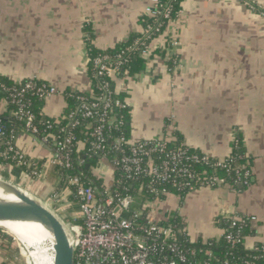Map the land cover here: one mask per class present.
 <instances>
[{
    "label": "crops",
    "instance_id": "0c3cea01",
    "mask_svg": "<svg viewBox=\"0 0 264 264\" xmlns=\"http://www.w3.org/2000/svg\"><path fill=\"white\" fill-rule=\"evenodd\" d=\"M149 1L0 0V77L55 86L58 94L44 103L43 114L62 119L64 94L90 91L88 30L98 50H110L142 32ZM181 12L155 42L159 53L151 55L146 71L117 81L131 109V143L163 139L222 161L239 136L250 182L222 179L211 190L184 200L169 195L148 208L161 223L178 215L195 242L218 240L232 218H254L247 238L252 248L264 243V0H184ZM168 38L178 45L164 46ZM0 116L12 118L1 95ZM39 142L24 130L15 138L17 148L38 164L54 155ZM0 177L45 205L59 184L52 169L44 180H33L23 168L0 165Z\"/></svg>",
    "mask_w": 264,
    "mask_h": 264
},
{
    "label": "built area",
    "instance_id": "2783aa9c",
    "mask_svg": "<svg viewBox=\"0 0 264 264\" xmlns=\"http://www.w3.org/2000/svg\"><path fill=\"white\" fill-rule=\"evenodd\" d=\"M172 11V6L167 2L150 0L143 16L151 19L152 23L143 29L140 33L142 37L134 42L129 51L140 50L143 58H150L153 51L158 49V46H155L158 39L154 40V37L159 33L165 36L168 26L175 22L182 13L181 10L173 18ZM162 20L169 22L166 28H164ZM163 40L165 46L170 39ZM172 42L173 47L178 45L177 42ZM129 62L130 59L127 56L125 57V52L115 56L102 54L93 60L95 77L99 80L107 78L116 81V74H120L119 72ZM173 66L174 68L180 67L177 62H173ZM90 88H93L92 82H90ZM97 89L101 93L94 102L89 103L83 97L79 98L82 104L76 112L68 116V125L60 129L66 136L62 141H58L49 137L38 138L40 130L35 124V116L27 100V95L31 94L39 100L47 102L58 94L57 88L37 78L16 83L12 89L8 90L9 97L6 100L8 106H15L12 116L24 125L27 133L39 139L43 144L51 146L54 155L40 165L31 162L16 145L8 144L3 154L5 158L9 153H16L18 166L31 167V178L33 180H40L45 175L46 170L51 167L71 169L73 165L70 150L79 144L72 130L79 125L77 117H82L84 120L97 122V125L91 129L89 137L92 140L88 143L90 145L89 154L99 155L101 158L97 173L99 176L110 172L113 182L116 173L115 167L121 168L129 180L134 179V177L150 179L152 184L141 186L139 192L142 193L146 188L147 191L158 197L161 195L169 196V193L165 189L156 188V184L167 183L174 176L183 179L181 183L172 182L174 187L178 191L188 190L189 194L201 190H211L220 184L222 179L217 176L204 178L201 181L202 176L195 175L190 171L192 165H208L211 159L204 154H198L190 150L184 145L175 150H169L168 145L170 143L167 140L154 139L132 143L127 152L124 149L126 139L122 137L117 139L111 148L107 147L106 143L109 137L106 130L109 127L112 129V126L116 123L113 118V111L125 108L126 105L113 98L115 92L113 93L110 90L109 82L97 83ZM118 125L121 126L122 123ZM48 129H51L49 124ZM5 130L0 118V138L4 137ZM114 153L120 155V157L113 158ZM157 155L160 158H156ZM162 156L163 159H161ZM109 161L111 165L108 163ZM232 162V154L225 160L216 161L215 166L221 168L220 175L229 172V166ZM235 174L236 183L248 184L251 175L249 170L240 169ZM195 181H201L199 186L193 185ZM66 185L67 188L63 191L53 193L50 204H46V206L60 217H62L60 214L62 209L66 208L67 211L69 207L73 206L74 202L79 207L83 223L65 222L71 244L75 250L76 264H81V262L84 264H160L159 256L164 251L178 256L181 261H185L180 249V239L176 227L172 225L161 226V222L153 218L152 210L148 211L145 216V210L149 206L148 203L143 205L142 209L136 210L137 203L131 196L113 195L108 189L98 196L92 187L81 184L78 178L68 177ZM71 218L76 219L75 215ZM143 218L145 224L139 225L137 222ZM253 220L255 219L232 218L229 222L232 227H237L238 225L244 226L248 222L251 223ZM184 233L187 232L184 231ZM221 237H225L233 243L241 240L239 235H235L229 230H224ZM261 251L264 252V244ZM162 264H177V262L166 260Z\"/></svg>",
    "mask_w": 264,
    "mask_h": 264
},
{
    "label": "trees",
    "instance_id": "16d2710c",
    "mask_svg": "<svg viewBox=\"0 0 264 264\" xmlns=\"http://www.w3.org/2000/svg\"><path fill=\"white\" fill-rule=\"evenodd\" d=\"M164 3H168L172 6V16L173 18L182 10V5L184 0H163ZM164 24V28H166L169 24L168 21L162 20ZM152 20L146 16L141 18L142 31L146 28L148 24H151ZM164 31V30H163ZM87 55L89 59L88 71L90 82L93 83V88L86 93H76V92H66L64 97L66 99L67 108L65 110L64 116L62 119H51L45 117L43 114L44 101L39 100L36 96L31 94L27 95V100L30 104V109L32 110L35 116V124L38 126L40 130L39 139L44 137H49L52 140L62 141L66 134L61 132L60 129L64 128L68 125L69 120L68 116L71 113H74L81 106L82 101L79 99L83 97L87 102L91 103L97 100L100 93L97 89V83L99 82H109L110 90L113 91V98L115 100H119L126 105L125 108L115 109L113 111V118L116 123L111 127L107 128L106 132L109 137L106 146L110 147L112 144L119 138L124 137L126 142L124 144V149L128 152L129 148L132 145L131 143V109L127 105L126 96L118 93L117 90V81H121L127 78L134 77L146 71L147 63L149 62V58H143L141 56L140 50L129 51L130 48L133 47L134 42L141 38V34L132 35L128 41L110 49V50H98L93 41L94 34L91 30H88L87 33ZM163 37V34L159 33L154 37V40L160 39ZM171 41H167V46L170 48ZM156 51V52H155ZM153 53H159V49L155 50ZM125 52V57H129L130 62L122 68L119 72L120 74H116V81H111L110 79H97L95 77V72L93 71V60L102 54H108L111 56H115ZM161 54V53H160ZM162 56L165 53L161 54ZM171 64V63H170ZM173 65V64H172ZM15 86L11 81L0 77V95L5 100L9 97V89H12ZM10 113L15 110V106H8ZM2 123L5 127V135L3 138H0V165H10V166H18V159L16 157V153H9L7 158L3 155L7 145H15V138L19 131L24 130V125L19 123L13 116L12 118H7L5 116H0ZM79 121V125L76 129L72 130V133L75 135L77 142L79 143L77 146L71 148L70 155L72 159L73 167L71 169H63L60 167H51L48 168L45 172V175L40 178V180H44L45 177L48 176L50 170L52 169L59 179V184L56 187V191H63L67 188L66 179L68 177L78 178L83 185H88L94 189L96 194L100 196L105 190H109L113 195L121 194L122 197L131 196L133 199L138 200L135 209H142L143 205L146 203L150 204L155 202L157 199L165 200L167 196H156L155 194L150 193L145 190L141 193L139 189L141 186H148L152 184L150 179H144L142 177H134V179L129 180L127 176L122 172L121 168H116V173L114 175V181L111 182L109 186L108 180L105 177L99 176L97 174V169L99 163L101 162V158L99 155L89 154L90 142L92 139L89 137L91 129L97 125V122L94 120H84L82 117H77ZM122 123V125H118ZM48 124L51 126V129H48ZM112 130V131H111ZM112 137V140H111ZM38 139V140H39ZM39 143H42L41 141ZM180 146H175L172 144L168 145L169 150H175ZM200 154L199 152H197ZM114 157H120V155L114 153ZM233 162L229 166V172L225 175H220L221 168L215 166L216 161L211 159L210 164H194L190 167V171L195 175L202 176L201 181L204 178L217 176L219 179L226 180V183H231L232 185L236 182V174L235 172L244 169L250 170V166L248 164V160L246 158L245 148L243 146L242 140L239 136L236 137L235 142L233 143V152H232ZM156 158H160L159 155ZM164 157L162 156L161 159ZM32 162V161H31ZM111 165V162H108ZM158 163H160L158 161ZM40 165L42 163H39ZM88 166V167H87ZM26 172V175L30 178L31 175V167H20ZM181 183L183 181L182 178L172 177V179L167 183H158L156 184V188L162 190L165 189L169 194L178 196L181 200L189 194L188 190L178 191L172 182ZM201 181H195L193 185L196 187L199 186ZM248 182L250 180L248 179ZM217 187V186H216ZM74 190V189H73ZM53 195V194H52ZM67 211H70L75 215L76 219L66 218L67 221L72 223L82 224V220L80 217V210L77 206L76 202H74L73 206L69 207ZM149 208L145 210V216L148 213ZM132 216V214H131ZM139 225H144L145 220L140 219L137 222ZM161 226H174L178 232V236L180 239V249L182 250V256L185 261H181L178 256L171 255L169 252L164 251L162 255H160V264L164 263V261H175L177 264H264V252L261 251L262 244H258L250 248L247 245V238L251 237V227L250 222H248L244 226L238 225L237 227H232L231 223L228 221L223 223L224 230H229L235 235L240 236V241L233 243L229 242L225 237H221L218 240H198L192 241L187 233H184L183 223L181 218L178 215L172 214L168 215L167 220L160 223ZM158 257V258H159ZM0 258L2 259L0 264H15L16 260L20 258L19 251L16 250V247L13 243V239L11 236L5 234L2 230H0ZM157 258V259H158ZM156 259V260H157ZM81 264H84L81 262Z\"/></svg>",
    "mask_w": 264,
    "mask_h": 264
},
{
    "label": "water",
    "instance_id": "95a60500",
    "mask_svg": "<svg viewBox=\"0 0 264 264\" xmlns=\"http://www.w3.org/2000/svg\"><path fill=\"white\" fill-rule=\"evenodd\" d=\"M0 191L5 195L12 194L18 199V202L0 200V222H35L41 224L51 234L53 240V264H76L75 250L71 244L65 221L60 216L26 191L1 177ZM0 230L19 240L17 236L5 228L0 227ZM23 245L26 246L25 243ZM32 251L29 249V252Z\"/></svg>",
    "mask_w": 264,
    "mask_h": 264
},
{
    "label": "bare ground",
    "instance_id": "6f19581e",
    "mask_svg": "<svg viewBox=\"0 0 264 264\" xmlns=\"http://www.w3.org/2000/svg\"><path fill=\"white\" fill-rule=\"evenodd\" d=\"M0 200L18 202L12 194H3L0 191ZM0 227L17 236L31 258L38 264H53L54 251L51 234L41 225L35 222H0ZM33 250L32 252H29Z\"/></svg>",
    "mask_w": 264,
    "mask_h": 264
},
{
    "label": "rangeland",
    "instance_id": "374dc122",
    "mask_svg": "<svg viewBox=\"0 0 264 264\" xmlns=\"http://www.w3.org/2000/svg\"><path fill=\"white\" fill-rule=\"evenodd\" d=\"M98 171L99 169H97V173ZM106 179H111L112 181V177H110L109 175H107ZM135 202L138 203L137 198L135 199ZM64 213H66V208L62 209V212L60 214L61 216H64L67 218V216ZM11 237L13 239V243L16 247V250H18L20 254V258L16 260L15 264H38L36 260L31 258L30 254L26 251L22 243L16 237H13V236Z\"/></svg>",
    "mask_w": 264,
    "mask_h": 264
}]
</instances>
